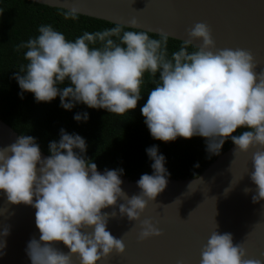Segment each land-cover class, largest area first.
Returning <instances> with one entry per match:
<instances>
[{
	"label": "clouds",
	"instance_id": "obj_1",
	"mask_svg": "<svg viewBox=\"0 0 264 264\" xmlns=\"http://www.w3.org/2000/svg\"><path fill=\"white\" fill-rule=\"evenodd\" d=\"M79 14L77 7L63 12L65 19H78ZM128 25L135 28L138 22L132 19ZM124 29L117 24L70 40L51 24L39 25L36 36L17 45V50L26 49L27 61L13 73L21 98L31 92L37 102L59 97L66 110L82 103L124 114L143 98L141 86L148 73L154 87L140 112L151 136L164 142L204 137L210 156L219 155L228 139L235 145L234 155L256 148L248 173L256 187L244 191L253 192V202L264 199V67H258L251 51L217 47L204 22L187 29L188 38L171 52L167 32L153 38L148 30ZM74 119L87 121L89 114L76 113ZM87 147L84 137L63 128L59 139L49 142L47 157L28 134L0 146V192L13 204L36 209L40 235L26 248L31 264H73V256L79 264H102L113 253L123 254L124 240L108 230L110 218L139 221L141 241L162 234L152 218L141 219L171 175L158 145L146 149L153 171L140 176V192L131 196L121 187L124 169L101 173L87 157ZM109 207L111 212L102 211ZM217 229L216 224L199 264H264V258L234 243L231 232ZM8 234L6 227L3 235ZM55 242H63L68 251ZM4 247L0 242V249Z\"/></svg>",
	"mask_w": 264,
	"mask_h": 264
},
{
	"label": "water",
	"instance_id": "obj_2",
	"mask_svg": "<svg viewBox=\"0 0 264 264\" xmlns=\"http://www.w3.org/2000/svg\"><path fill=\"white\" fill-rule=\"evenodd\" d=\"M69 9L136 29L167 32L170 37L187 39V29L197 22L206 23L217 47L251 51L258 67H264V0H34ZM199 43V41H197ZM21 135L0 118V146L13 143ZM235 145L221 154L195 178H169L167 187L156 202L149 201L141 219L152 218L162 234L139 240V221L110 218L108 230L122 238L123 254L113 253L102 264H199L201 250L212 231L231 232L234 243H242L249 255L264 258V199L252 201L254 189L248 173L251 153L238 152ZM42 157L48 154L42 152ZM101 173L104 170L98 169ZM121 187L138 194L137 180L121 177ZM201 179V180H200ZM119 202H123L122 200ZM112 208L102 211L111 212ZM118 211V208H117ZM36 209L24 203L13 204L0 192V264H31L27 244L39 238L35 223ZM9 229L7 236L4 228ZM56 246L68 251L63 242ZM73 264L79 258L73 256Z\"/></svg>",
	"mask_w": 264,
	"mask_h": 264
},
{
	"label": "trees",
	"instance_id": "obj_3",
	"mask_svg": "<svg viewBox=\"0 0 264 264\" xmlns=\"http://www.w3.org/2000/svg\"><path fill=\"white\" fill-rule=\"evenodd\" d=\"M65 11L67 9L34 0H0V118L18 133L34 136L41 151L48 155L49 142L59 139L61 128L69 133H78L86 139V155L94 160L98 169L123 168L122 176L133 180L144 173H152V161L146 152L150 146L158 145L159 151L166 157V167L171 174L169 178L177 179L198 177L221 154L234 146L228 139L219 155L210 156L206 151L205 138L198 135L192 138L178 137L170 142L153 138L140 112L148 91L154 87L148 73H145L141 86L143 98L135 109L124 114L89 108L82 103L66 110L61 107L59 97L51 102H37L31 92H24L21 98V89L13 73L27 61L23 55L26 49L17 50V45L36 36L39 25L51 24L70 40L84 31L95 32L117 25L83 14H79L75 20L65 19ZM124 30L141 29L125 26ZM149 35L159 38L158 33L149 32ZM182 42L169 36V52L178 50ZM85 111L89 114L87 121L74 119L76 113Z\"/></svg>",
	"mask_w": 264,
	"mask_h": 264
}]
</instances>
